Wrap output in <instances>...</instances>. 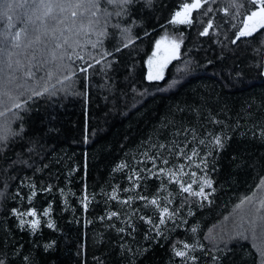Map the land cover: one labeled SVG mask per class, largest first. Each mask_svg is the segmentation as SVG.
Instances as JSON below:
<instances>
[{
    "label": "trees",
    "instance_id": "1",
    "mask_svg": "<svg viewBox=\"0 0 264 264\" xmlns=\"http://www.w3.org/2000/svg\"><path fill=\"white\" fill-rule=\"evenodd\" d=\"M190 2L136 0L122 10L101 0L96 11L87 7L89 0H7L9 27L0 0L5 264H264V35L232 43L254 10L247 0H237L244 8L233 7L234 0H208L192 12L191 24L171 23ZM42 3L65 8L53 7V20L44 7H35ZM29 17L16 47L13 36ZM210 20L208 35H200ZM172 40L180 44L178 57L163 69V79L149 80V59L155 74V61L159 67ZM88 64L86 73L80 71ZM194 110L202 118L215 117L225 130L223 148L212 146L206 161L208 198L178 193L170 211H188L178 227L147 238L138 221L127 239L99 219L115 167L157 123L191 119ZM66 186L69 202L62 193ZM85 188L91 200L83 210L77 197ZM29 203L48 207L53 227L42 222L34 232L21 229L12 210ZM193 235L200 249L176 256V247Z\"/></svg>",
    "mask_w": 264,
    "mask_h": 264
},
{
    "label": "rangeland",
    "instance_id": "2",
    "mask_svg": "<svg viewBox=\"0 0 264 264\" xmlns=\"http://www.w3.org/2000/svg\"><path fill=\"white\" fill-rule=\"evenodd\" d=\"M159 61H161V58ZM155 62L154 67L158 69L157 60ZM192 113L193 117L191 119L181 122L180 119H172L157 123L154 128H151L125 151L115 167V178L110 187L103 193L105 210L99 219L113 227L121 235H125L127 239L133 237L132 234L138 221L144 223L147 238L169 234L180 225L188 211L174 213L170 219L166 215L165 222L161 224L159 209L149 204L148 200L156 198L161 208L167 207L170 210L169 206L173 199L178 193L183 192L180 188V182L184 183L185 186L191 184L193 191H199V188L204 184L206 180L204 176L206 161L212 146H215L213 138L221 137L225 130L222 124L216 123L215 117L209 115L202 118L196 110ZM160 145L164 147H160ZM193 150L197 155H192ZM180 152H183L184 155H179ZM152 156L156 157V167H153L152 160L148 159ZM187 157H191V159L189 160ZM163 160H167L168 163H162ZM120 165H126V167L121 168ZM181 165H183V170L177 171ZM160 168L164 169L163 173L159 172ZM170 170L177 174L170 175ZM192 173H195V175H192ZM150 181L155 183L154 188L151 187L152 182ZM205 187L206 185L204 189ZM62 193L69 202L72 197L70 187H64ZM83 194L84 192L77 198L79 205L85 210V204L88 205L91 196L87 193L88 199L83 200ZM141 196L147 197L148 200L140 199ZM112 197H115V199ZM31 198L30 195L28 202L31 201ZM32 209L36 211V217L24 215L23 219L25 221L39 219V226L42 222L52 224L48 207L38 210L37 207L29 203L27 208L17 210L21 213H27ZM45 212H47V215H45ZM113 212L117 215L112 216L111 213ZM14 216L21 229L34 232L28 223H25L22 227L20 217ZM148 218H151V224L147 222ZM185 244L189 247L184 248ZM199 249L200 244L193 235L189 240H185L176 247L174 254L176 251H183L185 257H190Z\"/></svg>",
    "mask_w": 264,
    "mask_h": 264
},
{
    "label": "snow or ice",
    "instance_id": "3",
    "mask_svg": "<svg viewBox=\"0 0 264 264\" xmlns=\"http://www.w3.org/2000/svg\"><path fill=\"white\" fill-rule=\"evenodd\" d=\"M104 3L106 4H116L117 6L121 7L122 10H126V6L128 5H131L132 3H135L136 0H103ZM148 4L150 5L151 4V0H147ZM101 3V0H89V3L87 4V7L89 9H96V11H100V8H99V5ZM208 3V0H191L190 3H184L182 5V8L180 10H177L172 19H171V23H179V24H191L192 23V20H191V14L194 10H198L200 8H202L205 4ZM247 3L255 6L254 7V10H251L249 11L245 17H244V21H243V26L240 27L238 29V31L236 32L235 34V38L232 40V43L235 44L237 43V41H239L241 38H251L253 37L254 35L256 34H261V35H264V32H262V30H264V0H247ZM20 7H24L25 5H19ZM3 7L5 8V11L3 12V15L7 17L8 21H9V27H11V20H12V17L8 15L7 13V9H10L12 7L11 4L7 3V0H5V3L3 4ZM35 7H44L46 9L45 11V16H49L51 17V19L55 20L56 17L54 16H51V13H52V10H53V7H56V8H59L61 11L64 10L65 8V5H62V4H55L53 5L52 3H47V4H39V5H35ZM77 7H80V5H77ZM233 7H238V8H244V3L243 2H239L237 3V0H234V3H233ZM212 11V9H207V12H210ZM227 10L225 9V12ZM207 12L205 14H207ZM119 15V13H117ZM72 17H76L77 16V13L74 11L71 13ZM92 15L95 16L96 15V12L93 11L92 12ZM30 22V17L28 18V20H22V23H24V27L21 28L20 31H17L15 32L14 36H13V40L16 41L17 43L15 44L16 47H19V39L21 37V33L22 32H27V26H28V23ZM213 27L212 25V22L211 20L208 22L207 24V27L204 28V30L200 33V35H208L209 33V30ZM38 30V29H36ZM125 32H127V29L125 30ZM5 40H7V36L4 37ZM37 39H39V37H37ZM162 40H167V37H163ZM67 41H65L66 43ZM161 44H162V41H157L156 42V48L157 49H160L161 48ZM125 47L128 46V44H125L124 45ZM56 48H59L61 47V45L59 43H57L55 45ZM93 47H96V45H93ZM179 47H180V44L178 41L176 40H172L170 43L166 44L165 47H164V52L165 54L161 57V62L159 63V67H158V70L156 71V73L154 74L152 71H151V66H152V59L150 58L148 63H149V68H150V71L148 73V79L149 80H153V79H163V69L165 67H167V65L174 59H176L178 57V54H179ZM119 51V49H117ZM53 55V58H55V53L53 52L52 53ZM157 55L156 52H153V56L155 57ZM82 59V57H81ZM99 61H97L98 63ZM11 66V65H9ZM92 67L91 64H88L86 67H82L80 69V71L82 72H87L88 71V68ZM29 75H32L31 72H29ZM36 95H42V93H35ZM15 107L18 109L21 107V105L19 103L15 104ZM2 114V113H0ZM7 139V135H3V136H0V141L2 140H5ZM213 143L214 145L217 147V148H223V142L221 140L220 137H214L213 138ZM160 147H164L163 145H160ZM179 155H184L183 152H180ZM192 155H197V153L195 152V150H193V153ZM148 159L152 160V163H153V167H156V157L155 156H152V157H148ZM187 159H191V157H187ZM162 163L164 164H167L168 161L167 160H163ZM203 163V161H202ZM206 166V165H205ZM120 167H126V165H120ZM199 167V165H198ZM183 170V165L180 166V169H178L177 171H182ZM159 172L163 173L164 172V169L163 168H160L159 169ZM177 173L176 172H172L170 170V175H176ZM192 175H195V173H192ZM131 179V177H130ZM264 182V181H262ZM207 186V187H211V181L210 180H205L204 181V184L199 188V191H193L192 190V186L191 184H188L187 186H185L184 183L180 182V188H181V191L183 192H188L190 195H193V196H198V197H202L203 199H207L208 198V195L209 193H206L205 190H204V186ZM48 191H50V189H46ZM113 199H115V197H112ZM88 197H87V189L85 188L84 189V194H83V200H87ZM140 199L142 200H148L147 197H143L141 196ZM247 199V198H246ZM125 203H127V201H125ZM148 203L151 204V205H154L156 206L157 209H159L160 211V223L163 224L165 222V216L167 215V217L170 219L173 215H174V212H170V210L167 208V207H163L161 208V206L158 204V201L156 198H152L151 200H148ZM264 203V202H262ZM85 207H87V205L85 204ZM12 213L14 215H17L20 217V224L21 226L23 227V225L25 223H28L29 227L35 231L38 226H39V219H33L31 221H25L23 219V216L24 215H29V216H32V217H36L37 213L34 209L32 210H29L27 213H21L19 212L17 209H13L12 210ZM45 215H47V212H45ZM112 216H115L117 215V213L113 212L111 213ZM143 219V217H142ZM148 223H152L151 221V218H148ZM48 227L51 228L53 227V225L51 223L48 224ZM121 231H123V229H121ZM193 232L196 231L195 228L192 229ZM238 236L243 238V233H238ZM225 243V247H227V242H224ZM50 246V245H49ZM189 245L185 244L184 245V248H188ZM201 247H203L201 245ZM175 255L178 256V257H185V252L183 251H176L175 252ZM262 256H264V252H262ZM192 259H195V257H193ZM213 259H218L217 257H213ZM0 264H5V261L3 259H0Z\"/></svg>",
    "mask_w": 264,
    "mask_h": 264
}]
</instances>
